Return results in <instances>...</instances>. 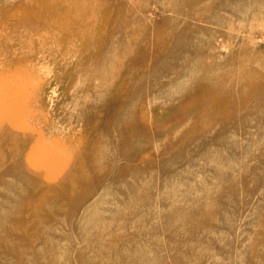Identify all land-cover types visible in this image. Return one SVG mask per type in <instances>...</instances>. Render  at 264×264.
<instances>
[{
    "label": "rangeland",
    "instance_id": "374dc122",
    "mask_svg": "<svg viewBox=\"0 0 264 264\" xmlns=\"http://www.w3.org/2000/svg\"><path fill=\"white\" fill-rule=\"evenodd\" d=\"M5 91L0 264H264V0H0Z\"/></svg>",
    "mask_w": 264,
    "mask_h": 264
},
{
    "label": "bare ground",
    "instance_id": "6f19581e",
    "mask_svg": "<svg viewBox=\"0 0 264 264\" xmlns=\"http://www.w3.org/2000/svg\"><path fill=\"white\" fill-rule=\"evenodd\" d=\"M65 25V24H64ZM16 92H17V90L16 89H14ZM1 94V93H0ZM14 94H16V93H14V92H7V91H5V92H2V94H1V99L3 100L2 101V106H1V108H0V115H1V117H0V129L2 128V127H5V124L6 123H8L9 125H11V126H13V127H15L16 126V124H14V113H15V109H16V112H17V109H18V106H20V104H19V98H15V96H14ZM15 99L17 100L18 99V101H15ZM26 108V107H25ZM19 110V109H18ZM19 113H20V110L18 111ZM16 116V115H15ZM16 117H20V116H16ZM17 119V118H16ZM19 120V119H18ZM16 121V120H15ZM6 122V123H5ZM21 126H22V124H21ZM32 141V140H31ZM12 144H13V141H12ZM38 146V145H37ZM53 148V147H52ZM64 158V157H63ZM56 159V158H55ZM59 159V158H58ZM57 159V160H58ZM51 160H53L54 161V159H51ZM57 160H56V162H57ZM64 162V161H63ZM47 163V162H46ZM59 163V162H58ZM38 164V163H37ZM36 164V165H37ZM52 164V163H51ZM40 165V164H39ZM62 165V164H61ZM41 166V165H40ZM54 166V165H53ZM52 165H51V167H53ZM60 166V165H59ZM63 166V165H62ZM55 167L57 168V166H54V169H55ZM56 170V169H55ZM56 172V171H55ZM51 175V174H50ZM51 176H53V175H51ZM57 177V176H56Z\"/></svg>",
    "mask_w": 264,
    "mask_h": 264
}]
</instances>
